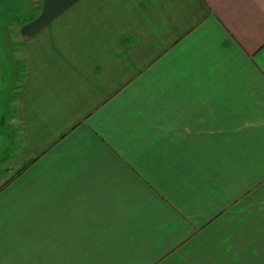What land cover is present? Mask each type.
Here are the masks:
<instances>
[{
	"label": "crops",
	"instance_id": "obj_1",
	"mask_svg": "<svg viewBox=\"0 0 264 264\" xmlns=\"http://www.w3.org/2000/svg\"><path fill=\"white\" fill-rule=\"evenodd\" d=\"M21 1L0 264H264V0Z\"/></svg>",
	"mask_w": 264,
	"mask_h": 264
},
{
	"label": "rangeland",
	"instance_id": "obj_2",
	"mask_svg": "<svg viewBox=\"0 0 264 264\" xmlns=\"http://www.w3.org/2000/svg\"><path fill=\"white\" fill-rule=\"evenodd\" d=\"M42 2V0H23L19 2V4L26 5L28 3H34V2ZM20 8V10H18ZM24 8V7H23ZM24 15V11L21 10V7H14L10 12H8L6 15L2 16L0 19H20ZM31 16H27V18H31Z\"/></svg>",
	"mask_w": 264,
	"mask_h": 264
}]
</instances>
